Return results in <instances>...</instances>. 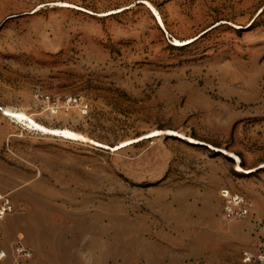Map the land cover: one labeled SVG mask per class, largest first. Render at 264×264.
Returning <instances> with one entry per match:
<instances>
[{
    "label": "rangeland",
    "instance_id": "obj_1",
    "mask_svg": "<svg viewBox=\"0 0 264 264\" xmlns=\"http://www.w3.org/2000/svg\"><path fill=\"white\" fill-rule=\"evenodd\" d=\"M0 110L85 256L39 264H203L219 190L264 193V0H0Z\"/></svg>",
    "mask_w": 264,
    "mask_h": 264
},
{
    "label": "crops",
    "instance_id": "obj_2",
    "mask_svg": "<svg viewBox=\"0 0 264 264\" xmlns=\"http://www.w3.org/2000/svg\"><path fill=\"white\" fill-rule=\"evenodd\" d=\"M0 111L9 122L16 121L15 118L6 116L2 110ZM0 170L6 171V183L0 186V195L9 204V209L0 222V249L9 253L12 245L23 234L24 237L19 241L33 251V259L29 264L46 263L62 258L85 259V256L77 253L51 252L55 244L61 243L63 236L61 226H56L53 221L71 218L73 215L63 213L53 206L52 200L48 197L46 177L42 175L38 181L25 183L24 176L15 174L7 161L2 159H0ZM248 197L249 199L246 198L250 203L251 212H256V216L252 219H258L264 224V193L250 192ZM221 220L222 222L220 220L207 222L206 234L209 237L205 242L207 250L203 256V264H243L241 252L257 251L261 239H264V227L251 220L242 222L239 226L229 224L225 218ZM68 229L74 236H78L73 228L68 227ZM211 246H215L216 250L212 251Z\"/></svg>",
    "mask_w": 264,
    "mask_h": 264
},
{
    "label": "built area",
    "instance_id": "obj_3",
    "mask_svg": "<svg viewBox=\"0 0 264 264\" xmlns=\"http://www.w3.org/2000/svg\"><path fill=\"white\" fill-rule=\"evenodd\" d=\"M43 96V95H41ZM48 101L49 96H45ZM76 102V98L67 97L66 102ZM82 112L86 110V104L80 103ZM57 109V107H56ZM219 199L221 201V214L225 219H243L251 213V206L248 199L239 192L229 188L219 190ZM0 222L5 217L9 209L8 202L0 195ZM33 259V251L30 247L22 244L19 240L15 242L10 252L0 249V264H29ZM241 262L243 264H264V239L259 243L256 252L243 250L241 252Z\"/></svg>",
    "mask_w": 264,
    "mask_h": 264
}]
</instances>
